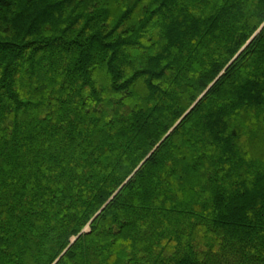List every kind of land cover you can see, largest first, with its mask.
I'll use <instances>...</instances> for the list:
<instances>
[{"label": "trees", "instance_id": "1", "mask_svg": "<svg viewBox=\"0 0 264 264\" xmlns=\"http://www.w3.org/2000/svg\"><path fill=\"white\" fill-rule=\"evenodd\" d=\"M0 264H264V0H0Z\"/></svg>", "mask_w": 264, "mask_h": 264}, {"label": "rangeland", "instance_id": "2", "mask_svg": "<svg viewBox=\"0 0 264 264\" xmlns=\"http://www.w3.org/2000/svg\"><path fill=\"white\" fill-rule=\"evenodd\" d=\"M262 144H263V142H262Z\"/></svg>", "mask_w": 264, "mask_h": 264}]
</instances>
